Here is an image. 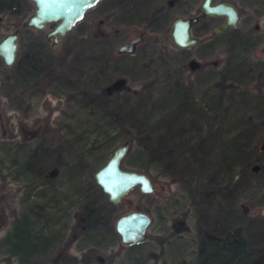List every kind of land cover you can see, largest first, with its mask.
Returning <instances> with one entry per match:
<instances>
[{"label":"rangeland","instance_id":"rangeland-1","mask_svg":"<svg viewBox=\"0 0 264 264\" xmlns=\"http://www.w3.org/2000/svg\"><path fill=\"white\" fill-rule=\"evenodd\" d=\"M201 1L99 0L56 44L44 36L56 21L19 30L14 63L0 57V264H48L59 250L63 264H205L202 237L235 228L264 246V0H226L235 26L212 34L224 16H206L193 27L199 41L177 46L174 18ZM28 2L0 11V38L33 11ZM138 35L133 52H117ZM31 48L38 73L18 75ZM123 142V164L155 190L133 186L114 205L94 172ZM130 210L152 218L140 243L115 231ZM17 223L31 234L28 253L11 248Z\"/></svg>","mask_w":264,"mask_h":264},{"label":"water","instance_id":"water-1","mask_svg":"<svg viewBox=\"0 0 264 264\" xmlns=\"http://www.w3.org/2000/svg\"><path fill=\"white\" fill-rule=\"evenodd\" d=\"M33 11L22 21L21 26L5 33L0 38V57L5 65H12L16 59L19 46V30L23 27L43 28L50 21L55 25L44 32L46 39L51 38L56 44L80 19L86 10L95 5L99 0H32ZM210 15L224 16L212 29V34L224 31L235 26L239 16L237 6L226 0H202L200 10L191 15L177 16L174 18L170 35L174 44L188 47L196 44L200 37L194 34V24ZM142 36L132 37L117 47V52H133ZM264 54V44L261 47ZM1 83V78H0ZM129 144H118L106 161L94 172L96 183L107 195L108 200L118 205L121 197L133 186H138L143 193H152L155 190L154 180L150 174L139 169L130 168L123 164V159L128 151ZM151 215L144 210H130L117 216L115 231L121 242L135 244L144 241L148 236V227Z\"/></svg>","mask_w":264,"mask_h":264},{"label":"trees","instance_id":"trees-1","mask_svg":"<svg viewBox=\"0 0 264 264\" xmlns=\"http://www.w3.org/2000/svg\"><path fill=\"white\" fill-rule=\"evenodd\" d=\"M29 0H0V11L8 10L12 14L19 13L24 8L29 6ZM31 51L25 50L16 62L14 68H16L18 75H26V72L38 73V55L34 48ZM178 137L182 138V135L178 134ZM177 140L176 136H172L167 141L164 148L170 144H173ZM264 145L261 147L262 153H264ZM167 149V148H166ZM242 149V146H237L238 153ZM149 153V151H148ZM260 154V153H259ZM86 216L93 223L99 221L101 218L97 208L92 205H85ZM81 220L83 218L79 217ZM8 239H12L11 248L23 253H28L34 245L31 234L24 229V225L21 223L15 224L14 227L7 233ZM207 247V248H206ZM209 247V248H208ZM208 250L207 253L205 252ZM199 254L203 255V262L205 264H228L235 258V262L231 264H264L263 254L264 246L255 248L250 242L242 236L239 228L228 231L223 236L209 235L203 236L201 239V245ZM63 251L59 250L54 255L48 258V264H63L62 263ZM217 262H212V260ZM218 259L220 260L218 262Z\"/></svg>","mask_w":264,"mask_h":264}]
</instances>
